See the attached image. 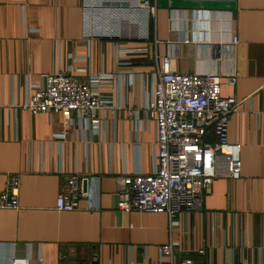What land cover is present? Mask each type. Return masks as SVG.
Here are the masks:
<instances>
[{
	"label": "crops",
	"instance_id": "1",
	"mask_svg": "<svg viewBox=\"0 0 264 264\" xmlns=\"http://www.w3.org/2000/svg\"><path fill=\"white\" fill-rule=\"evenodd\" d=\"M164 53L170 70L216 73L221 94L239 101L227 118L239 176L214 177L200 208L171 217L122 211L115 193L118 176L155 166L142 102ZM56 69L104 75L95 125L19 106ZM7 173L18 175L19 206L0 208V264H78L91 253L97 264H264V0H155L154 16L136 0H0V190ZM69 174L85 189L59 210ZM168 240L172 256L157 259Z\"/></svg>",
	"mask_w": 264,
	"mask_h": 264
},
{
	"label": "built area",
	"instance_id": "2",
	"mask_svg": "<svg viewBox=\"0 0 264 264\" xmlns=\"http://www.w3.org/2000/svg\"><path fill=\"white\" fill-rule=\"evenodd\" d=\"M136 4L154 16L155 0H136ZM235 41L232 35L231 42ZM168 58L166 53L159 57L156 79L142 102L155 125V166L147 173L116 178V207L122 211L165 212L171 217L180 210L198 209L202 191L214 177L239 176L240 144L227 139V118L239 101L233 95L221 94L216 73L173 71L168 68ZM104 79L96 74L79 80L69 70L56 69L46 73L42 84L33 87L19 106L30 113L75 115L79 121L95 125L97 109L108 105L99 93ZM225 81L233 84L235 75H228ZM80 181L76 174L67 176L64 191L55 197L56 209L75 208L83 193ZM18 187V175L7 173L0 190V208H18ZM173 245L171 240L159 244L157 259L170 258ZM78 264H97L96 254ZM180 264L194 263L191 257L183 256Z\"/></svg>",
	"mask_w": 264,
	"mask_h": 264
},
{
	"label": "water",
	"instance_id": "3",
	"mask_svg": "<svg viewBox=\"0 0 264 264\" xmlns=\"http://www.w3.org/2000/svg\"><path fill=\"white\" fill-rule=\"evenodd\" d=\"M85 180L82 181V189H85Z\"/></svg>",
	"mask_w": 264,
	"mask_h": 264
}]
</instances>
